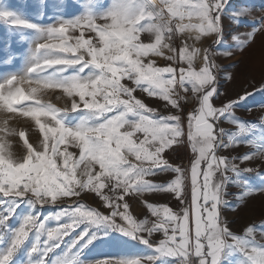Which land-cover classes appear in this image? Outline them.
I'll list each match as a JSON object with an SVG mask.
<instances>
[{"label":"snow or ice","instance_id":"snow-or-ice-1","mask_svg":"<svg viewBox=\"0 0 264 264\" xmlns=\"http://www.w3.org/2000/svg\"><path fill=\"white\" fill-rule=\"evenodd\" d=\"M255 12L229 0H116L106 14L39 29L27 73L0 82V264H10L30 234L27 255L38 257L30 264H61L49 254L81 224L63 254L72 264H237V254L243 264H264V213L259 223L235 219L249 199L264 206V115H236L248 97L264 95V7ZM0 18L36 27L11 11ZM221 57L230 63L222 67ZM48 69L59 78H40ZM237 74L248 87L230 90ZM49 92L63 105L45 99ZM73 113L83 115L68 126ZM20 118L34 123H10ZM241 143L249 151L232 155ZM181 150L191 152L187 164L174 159ZM89 194L98 207L80 202ZM148 194L171 196L179 210ZM134 200L143 202L142 218L131 211ZM23 203L60 210L43 219L29 213L9 229ZM100 227L151 253L81 260Z\"/></svg>","mask_w":264,"mask_h":264},{"label":"rangeland","instance_id":"rangeland-1","mask_svg":"<svg viewBox=\"0 0 264 264\" xmlns=\"http://www.w3.org/2000/svg\"><path fill=\"white\" fill-rule=\"evenodd\" d=\"M232 5L251 4L255 7L256 15L261 14L260 9L264 7V0H229ZM116 6V0H0V12L11 11L15 13L19 18L25 19L31 24L35 25V28H25L19 26H12L9 20L0 18V82L7 80L9 77L23 76L27 73L28 68L34 63V59L31 55L34 46L39 42L42 33L39 29L47 28L59 20H73L81 18L87 15H103L107 12L113 10ZM243 30V29H241ZM230 38V33H229ZM210 41H204V46H207ZM217 63L221 66H226L230 63L228 59L219 58ZM158 64L163 66L165 61L158 59ZM73 71V69H68L64 76H67ZM230 71H234L231 70ZM35 75V74H34ZM42 79H58V74L55 69H48L47 71L39 74ZM244 77L237 74L235 81L228 83V88L230 90H237L241 87L247 88V84H243ZM256 79L259 80V74H256ZM251 91V89H249ZM56 95L59 93H47L45 99H50L52 103L56 104L58 107L62 106L64 101L55 99ZM142 95V94H140ZM30 101H25L23 103H29ZM146 103L150 106H158L162 108L163 102L159 105L156 104L154 98H146ZM264 103V95L261 93H255L253 96L248 97L247 102L243 104L242 110L236 113L237 116L241 118H247L249 122L257 120L261 115H264V110L259 108V104ZM251 108V111H248ZM4 113L0 111V121L4 117ZM83 114L73 113L71 117L66 119L64 122L66 125L70 126L79 121ZM13 126L27 127L28 123H34L30 118H20L18 122H10ZM225 127H231L225 125ZM234 130V128L232 129ZM38 131V129H36ZM31 135V133H30ZM18 139V138H16ZM247 139V137H245ZM10 150L19 151L18 145L15 139L9 140ZM72 150V149H70ZM249 151V146L247 144L241 143L235 146V150L232 151V155H243ZM191 156L190 150L185 152L181 150L174 157L177 163H188V157ZM249 183H253V179L249 178ZM233 193L239 190L233 185L230 188ZM94 194H89L83 196L81 203L86 204L89 207H98V198L94 199ZM150 199H154L156 202L169 203L175 210H179L176 205L177 201L171 196H166L163 194H148ZM67 202V201H66ZM131 211L134 215L141 216L145 211L143 202L141 200L130 201ZM58 206H44L40 208L36 206L33 208L28 203H23L19 208L15 209V214L11 216L8 221L9 229H16L20 226L22 219L25 215L40 214V218L48 216L49 213H57L59 211ZM264 213V206L261 205L259 199L252 200L249 199L247 207L239 210V215L235 217L237 224L242 223L245 219L249 221H255L259 223L260 215ZM63 222V221H61ZM50 226H55L54 221L49 222ZM87 227L86 224H81L70 237L66 238L65 244H62L60 248H57L53 253L49 254V261L51 262L53 257H58L61 260V264H72L73 256L72 254L63 255L67 248V244L83 231ZM91 231H97L96 228L91 229ZM107 233V235H105ZM113 238H118L121 241H127L126 244L119 245L114 242ZM87 239V237L85 238ZM259 240V236H257ZM34 237L30 234L28 239L25 241L23 247H21L18 252L14 255L10 264H30V261L38 259V257H28L27 251L32 246ZM84 241H81L83 244ZM7 241L0 243V252L6 249ZM80 249V244L76 248L72 249V253H77ZM151 253V249H148L145 245L139 243L138 241L132 240L128 237L123 236L120 233L113 232L105 227H100L98 231V239L94 240L87 248H84L80 256L83 261H95L105 257L114 256H141L148 255ZM237 264H243L240 259L239 254L236 256ZM162 264V262H159Z\"/></svg>","mask_w":264,"mask_h":264}]
</instances>
